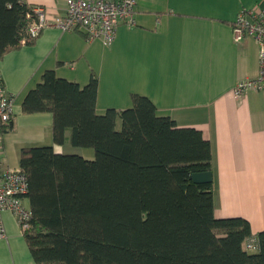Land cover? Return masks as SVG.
Returning <instances> with one entry per match:
<instances>
[{"label":"trees","instance_id":"obj_1","mask_svg":"<svg viewBox=\"0 0 264 264\" xmlns=\"http://www.w3.org/2000/svg\"><path fill=\"white\" fill-rule=\"evenodd\" d=\"M34 9L0 0V58L34 40ZM97 93L95 75L81 86L49 69L23 101L26 113L53 114L55 144L69 133L72 146L95 152L90 160L53 145L22 148L31 210L23 235L37 264H264V230L217 216L214 181L192 178L213 170L203 131L179 127L137 93L131 107L99 114Z\"/></svg>","mask_w":264,"mask_h":264},{"label":"crops","instance_id":"obj_2","mask_svg":"<svg viewBox=\"0 0 264 264\" xmlns=\"http://www.w3.org/2000/svg\"><path fill=\"white\" fill-rule=\"evenodd\" d=\"M50 16L64 15L66 0H26ZM264 0H136L135 23L121 22L111 44L88 40L84 32L44 28L0 58V76L15 96L13 127L4 132L1 158L20 168L24 147L53 145L59 153L94 159L92 148L53 141V114L26 113L23 101L46 70L86 85L98 79L96 110L132 106V94L149 97L159 115L179 127L203 131L211 143L215 214L242 216L253 234L264 230V92L234 88L259 72L253 37L235 41L232 24L242 8ZM26 206L30 207L27 197ZM0 264H37L16 216L2 212Z\"/></svg>","mask_w":264,"mask_h":264},{"label":"built area","instance_id":"obj_3","mask_svg":"<svg viewBox=\"0 0 264 264\" xmlns=\"http://www.w3.org/2000/svg\"><path fill=\"white\" fill-rule=\"evenodd\" d=\"M35 20L29 27V35L35 38L44 28L57 27L64 31H83L88 40L100 38L111 44L117 26L124 22L135 23L136 0H66L64 15L50 16L42 7H36ZM232 34L239 42L253 37L259 46V72L255 77L240 80L235 88L236 96L247 90L264 92V7L242 8L232 24ZM15 96L6 90L0 76V238L6 236L2 212L9 210L17 218L23 232L29 226L31 210L24 199L28 192V176L20 168L7 167L2 161V138L13 118ZM246 246L256 248V238L252 237Z\"/></svg>","mask_w":264,"mask_h":264},{"label":"water","instance_id":"obj_4","mask_svg":"<svg viewBox=\"0 0 264 264\" xmlns=\"http://www.w3.org/2000/svg\"><path fill=\"white\" fill-rule=\"evenodd\" d=\"M192 178L196 183H207L213 181V171L196 172L192 174Z\"/></svg>","mask_w":264,"mask_h":264},{"label":"rangeland","instance_id":"obj_5","mask_svg":"<svg viewBox=\"0 0 264 264\" xmlns=\"http://www.w3.org/2000/svg\"><path fill=\"white\" fill-rule=\"evenodd\" d=\"M118 128H120V123H119V125H118Z\"/></svg>","mask_w":264,"mask_h":264}]
</instances>
